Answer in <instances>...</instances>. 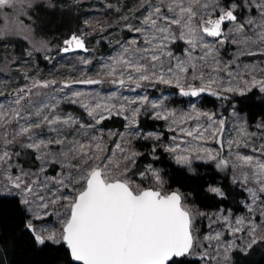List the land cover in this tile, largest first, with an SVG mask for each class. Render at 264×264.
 <instances>
[{
  "label": "snow or ice",
  "instance_id": "snow-or-ice-1",
  "mask_svg": "<svg viewBox=\"0 0 264 264\" xmlns=\"http://www.w3.org/2000/svg\"><path fill=\"white\" fill-rule=\"evenodd\" d=\"M24 2L0 0V10ZM244 6L240 0H140V26L126 25L136 36L127 42L117 41L120 51L101 64L97 73L102 79L65 80L55 91L64 93L73 84H102L106 80L132 92L145 83L164 85L177 90L181 97L208 93L227 99L225 93L244 96L254 89L264 94V76L256 75L257 71L264 73V68L245 64L242 71L233 72L230 67L241 56H264V0H248L246 6L256 15L241 21L237 9ZM181 42L184 47L177 55L173 47ZM227 43L236 45L237 52L221 65L219 48ZM64 45L60 49L63 53L88 51L82 36L72 35ZM44 48L41 42L35 51ZM82 62L90 63L86 59ZM246 75L250 78L245 79ZM25 79H29L27 74ZM56 84L55 80L32 79L12 93L0 92V97H11L7 102L0 101V198L20 197V203L33 214L25 227L36 245H64L72 264H187L182 258L193 256L203 264H220L219 257L227 260L234 248L243 251L264 241V143L257 146L256 133L249 132L245 124H239L234 138H226L225 119L199 111L194 104L190 111H178L165 106L166 97L150 100L147 95H137L122 97L123 102L117 106L110 103L117 99L116 93L98 97L90 104L82 99L87 95L84 92L72 91L70 97L64 93L68 102L79 103L95 122L85 125L71 115L57 114L60 96L34 91ZM142 109L150 110L153 120L165 121L167 131L174 133L171 144L154 145L152 152L162 146L177 164L190 165L196 158L214 161L220 170L230 168L234 173L232 182L247 193L245 216L232 223L228 217L216 215L212 223L222 222L224 230L205 235L202 242L184 193L166 190L151 165L139 172L140 183L134 181L133 168L142 153L126 148L120 141L141 134L110 133V139L119 136L120 141L112 140L114 147L107 148L103 136L97 137L91 130L113 115L124 118L126 129L135 127ZM202 119L206 123H201ZM257 128L264 129V123ZM45 129L54 136L44 138ZM142 138L159 141L160 134L147 133ZM209 142L219 148L205 146ZM16 143L38 154L41 172L46 171L45 164L60 166L62 171L51 178L54 188H48L47 180L43 184L29 181L28 173L22 170L15 176L11 174L12 155L8 149ZM53 146L59 150L54 151ZM241 148L250 154L241 152ZM225 149L232 159L226 158ZM149 174L151 186L144 183ZM38 188L50 195L38 193ZM207 190L224 195L218 187L209 186ZM50 208L57 210L53 213ZM53 214L59 228H38L33 223Z\"/></svg>",
  "mask_w": 264,
  "mask_h": 264
},
{
  "label": "rangeland",
  "instance_id": "rangeland-1",
  "mask_svg": "<svg viewBox=\"0 0 264 264\" xmlns=\"http://www.w3.org/2000/svg\"><path fill=\"white\" fill-rule=\"evenodd\" d=\"M224 2L225 0H221V3ZM228 2H232V0H228ZM240 2L245 5L244 7L237 9V14L239 15L241 21H243L246 17L256 15L253 9L246 6L248 0H240ZM252 2L255 3V0H252ZM39 3H43L46 5L57 4L60 6L69 4L77 6L81 9H85L82 27L75 34L84 38L88 51L63 53L60 51V49L65 46L64 40L69 37L68 35L52 38H44L37 35L34 31V27L32 24L33 21L29 12L30 8L33 5ZM139 8L140 0H25L23 5H20L18 3L15 7H6L3 10H0V92L12 93L15 89L23 87L25 84H30L32 79L55 80L57 84L52 88L37 89L34 91H39L41 93L52 92L54 95L60 96L62 99L61 103L56 109L57 114L61 116L71 115L85 125L89 123L94 124L95 122L87 115L86 110L82 108L79 103L73 104L68 102V98L64 97V93H68L70 97V93L72 91L84 92L87 95L82 99L86 100V102L90 104H94L98 97L107 98L110 94L116 93L117 99L110 101V103L117 104V106L119 105V103L123 102V100L121 99L122 97L147 95L150 100H160L166 97L167 99L164 100V104L169 109H175L178 111H190V105L194 104L196 109L199 111L213 113L216 119H225L227 129L225 133L226 138H234L237 135L236 129L238 128L239 124L243 123L246 125L249 132L256 133L254 142L257 146H259V144L261 143H264V139H262V137H264V129L257 128V125L262 122H258L253 125L248 124L244 114L237 111L231 105H228V99L216 97L219 100V105L217 108L202 106L200 103L201 97L204 94L208 93H202L198 97H181L178 95L177 90L173 88L164 85L153 86L147 83H145L143 88L137 89L135 92H132L128 91L127 87L119 88L118 85L108 83L106 80L102 84H73L71 89H64V93L55 91V88L61 85L65 80L73 81L84 78L102 79V77L98 76L97 73L101 70V64L107 62L110 56H114L117 52L120 51V47L117 41L127 42L129 39L136 36L135 33L129 32L127 30L126 25L132 24L133 26H140L139 18L143 10L138 11ZM124 17H128V19L125 20ZM17 40H20V47H17ZM41 42L46 45V48H44V50L40 52H36L35 47H39ZM182 47H184L182 42L173 47L174 53L177 55L181 54L180 51L177 50V48L181 49ZM236 52L237 46L232 43H227L221 46L219 48L221 65L231 61L234 58ZM29 53H31V55H29ZM45 56L49 57V59H45ZM85 59L90 61V63H83L82 61ZM237 64L240 65L239 69L237 68ZM237 64H232L230 66L233 72L242 71L243 65L245 64L257 65L258 67L264 68V56H241L237 61ZM25 74H27V76L29 77L28 80L25 79ZM256 75L259 78L261 76H264V73L257 71ZM220 76L224 80L228 79V77L223 72L220 73ZM244 78L249 79L250 77L246 75ZM227 94L229 93H225L224 95L227 96ZM8 99H11V97H0V101L7 102ZM70 106H76L78 108L77 111L72 110ZM141 117L151 118L150 110L146 112L144 109H142L141 115L138 117V123L135 127L126 129L125 124L127 122L124 120V126L122 128L112 127L105 129L101 126V124H99L95 126L94 130L91 131H93L97 137L103 136L104 144L107 148L114 147L112 140L120 141L119 136H112L110 139V133H125L127 135V133L129 132H139L141 134L140 137H129L126 141H120L126 148H131L139 153L144 152L140 150V142L143 141L148 142L151 148H153V146L157 144L168 145L172 143L171 136L174 135V133L167 131V125L165 121H162V129L146 130L142 129L139 125V119ZM201 123H206V121L202 119ZM147 133L160 134V140L156 141L153 139H143L142 136ZM43 135L46 139L50 135L54 136V134L48 133L47 129L44 130ZM73 136L74 134L69 135L68 139H73ZM205 146L213 149L219 148V145L212 142H209ZM181 147H184V145H181ZM161 148L163 147L161 146ZM2 150L3 144L0 143V151ZM8 150L12 155L10 163L12 165L11 174L13 176L20 174L22 170L23 172L28 173L29 181L35 179L38 181V183L43 184L47 180L49 189L55 187L51 183V178L55 177L57 173L62 171L58 164H45L44 166L46 167V171L41 172V161L36 159L38 163L34 167L26 166L23 163V152L25 150L31 149L24 148L20 143H16L10 145ZM53 150L58 151L59 149L58 147L53 146ZM240 151L249 153L248 149L241 148ZM34 155L36 158L38 154L34 152ZM168 155L176 163L174 156L169 153ZM225 155L226 158L232 159L231 156H227V149H225ZM200 162H213L216 165L214 161L196 158L192 159L190 165H178L186 167L189 171H193L195 165ZM151 167L160 174L161 178L164 181L161 169L157 166L151 165ZM226 170L230 174L231 181H233L234 173L230 168L220 171L224 172ZM63 171L65 172V174H67V169H64ZM133 179L136 183L141 182L139 173H135ZM144 183L148 186H151L152 181L150 178V174L149 177L144 181ZM164 187L166 190L171 191V189H168L166 187L165 182ZM214 187L218 186L214 185ZM37 191L40 194L50 195L47 190L41 192V190L38 188ZM246 196L242 200L243 206L246 202ZM189 207H191L196 217L195 228L197 230V236L202 242L205 235L210 234L216 230H224L222 222L212 223V220L216 215L228 217L229 221L234 223L237 217L245 216L247 214L245 206L243 211L241 212H233L231 210L223 209L205 211L199 210L192 205H189ZM56 210L57 209H49V211L53 213ZM27 212L30 216V219H32L33 214L28 210ZM200 213H204V215L201 216L199 215ZM33 223L38 228H59L60 226L57 222L55 214L45 218L44 220L33 221ZM210 224L211 227H209ZM237 243H240V241H237ZM235 250L242 251L240 248H234L228 253L227 260H224L223 256L219 257L220 264H234L232 261V253ZM0 264H6V262L3 261L1 252Z\"/></svg>",
  "mask_w": 264,
  "mask_h": 264
},
{
  "label": "trees",
  "instance_id": "trees-1",
  "mask_svg": "<svg viewBox=\"0 0 264 264\" xmlns=\"http://www.w3.org/2000/svg\"><path fill=\"white\" fill-rule=\"evenodd\" d=\"M34 31L44 38L76 33L83 24L85 9L74 5H46L39 3L30 8ZM20 47V40L16 41ZM180 48H177L179 50ZM228 105L244 114L248 124L264 123V94L254 89L244 96L227 94ZM200 103L204 107L217 108L219 100L209 94L201 97ZM77 111L76 106H70ZM80 111V110H79ZM139 125L142 129H162L163 122L149 117H141ZM101 126L108 128H122L124 118L112 116L104 120ZM146 146H145V145ZM148 142H140L142 155L136 159L133 173H139L148 165L157 166L162 171L165 185L168 189H179L186 196V202L191 206L205 211L231 210L241 212L244 209L242 200L246 193L241 187L231 181L226 170L220 171L213 162H200L193 171L175 163L163 148L158 147L152 152ZM23 163L34 167L37 161L34 152L25 150ZM155 157V158H154ZM218 186L224 193L217 196L207 189ZM30 216L25 205L20 203L19 197L0 198V252L6 264H72L66 247L62 244L46 242L36 245L31 232L25 227ZM187 264H203L197 257H186ZM234 264H264V241L257 243L247 251L235 250L232 253Z\"/></svg>",
  "mask_w": 264,
  "mask_h": 264
},
{
  "label": "water",
  "instance_id": "water-1",
  "mask_svg": "<svg viewBox=\"0 0 264 264\" xmlns=\"http://www.w3.org/2000/svg\"><path fill=\"white\" fill-rule=\"evenodd\" d=\"M72 35H77V34H75V33H73V34H71L68 38H70ZM77 36H79V35H77ZM68 38H66V39H68ZM65 39V40H66ZM64 40V41H65ZM86 45V44H85ZM87 48V47H86ZM77 51H83V50H79V49H77V50H75V51H73V52H77ZM171 191H175V190H171Z\"/></svg>",
  "mask_w": 264,
  "mask_h": 264
}]
</instances>
